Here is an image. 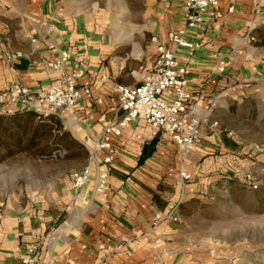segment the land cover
Instances as JSON below:
<instances>
[{
    "label": "crops",
    "instance_id": "obj_1",
    "mask_svg": "<svg viewBox=\"0 0 264 264\" xmlns=\"http://www.w3.org/2000/svg\"><path fill=\"white\" fill-rule=\"evenodd\" d=\"M185 2L150 0L148 25L139 29V38L127 49L129 42L95 28L84 16L66 9L61 0H0V93L17 82L35 91L48 89L66 74L82 69L77 84H89L92 96L83 97L72 108L50 110L88 152L105 126L126 113L116 86L139 84L156 59L160 42L175 49L187 66V88L197 107L214 103L200 127L202 142L191 150L144 119L125 126L113 138L117 151L111 188L104 194L94 192L96 170L103 165L99 154L83 195H77L71 173L83 169L87 158L82 167L59 174L51 190L27 198L16 209L6 203L0 208V264H22L32 243L38 245L36 264H144L143 254L156 252L158 245L167 247L172 222L154 225L153 218L188 200L198 189L199 172L221 169V162L205 169L204 157L211 150L230 146L229 134H221L211 117L237 80L238 52L241 58L248 57L255 41L250 36L264 25V0H237L234 13L188 31L187 39L200 43L199 47H177L168 33L185 26ZM63 50L70 53L66 66L52 68L49 63ZM17 52L21 55L7 59ZM7 109L23 106L6 102L1 110ZM181 171L192 174L185 185Z\"/></svg>",
    "mask_w": 264,
    "mask_h": 264
},
{
    "label": "rangeland",
    "instance_id": "obj_2",
    "mask_svg": "<svg viewBox=\"0 0 264 264\" xmlns=\"http://www.w3.org/2000/svg\"><path fill=\"white\" fill-rule=\"evenodd\" d=\"M74 14L97 29L113 32L130 47L150 19V0H61ZM264 25L248 57L237 54V80L213 112L221 134H229V149L207 154L198 189L178 207L166 246L151 249L144 264H264ZM240 50V44H238ZM215 146V145H214ZM213 146V147H214ZM216 147V146H215ZM88 156L17 152L0 160V208L15 209L29 197L51 190L59 174L82 167ZM214 159V160H213ZM86 161V163H87ZM85 163V164H86ZM85 167V166H84ZM81 170V169H80ZM252 175L257 188L246 176ZM2 204V205H1ZM160 243V242H158ZM146 261V262H145Z\"/></svg>",
    "mask_w": 264,
    "mask_h": 264
},
{
    "label": "built area",
    "instance_id": "obj_3",
    "mask_svg": "<svg viewBox=\"0 0 264 264\" xmlns=\"http://www.w3.org/2000/svg\"><path fill=\"white\" fill-rule=\"evenodd\" d=\"M224 3L226 6L224 7ZM237 0H186V24L177 30L168 33V38L177 47H186L191 50L200 46V43L187 39L191 29H200L208 20L224 19L235 12ZM251 30H249L250 32ZM157 41V37H153ZM250 39L255 40L251 35ZM157 57L145 71L142 81L137 85L116 86L118 101L125 110L124 117L116 122L108 123L103 135L96 140L89 149L88 161L81 170L71 173V180L77 195L84 193V187L91 180L92 163L101 154L103 165L98 167L94 177V192L104 194L111 188L110 173L116 154L113 138L122 133L130 122L144 119L152 127L168 134L185 150H191L201 144L200 127L203 118L208 114L214 103L198 108L195 96L187 88V66L182 63L176 50L165 43H159ZM21 55L17 52L7 56L8 60ZM70 58L68 50H63L49 63L54 69H63ZM222 69V68H221ZM84 74L82 69L64 76L61 83L54 84L48 89L33 90L22 83H14L7 91L0 93V113H11L12 109L1 110L6 102L19 103L23 109L37 110L47 116L50 108L74 107L83 97H91L92 87L89 84L79 86L77 80ZM213 124H217L215 121ZM180 181L185 185L192 174L181 171ZM246 181L252 188L258 184L252 180V175L246 176ZM179 204L173 206L166 213H157L153 218L154 225L164 220L177 221ZM37 243L28 246L22 264L37 263Z\"/></svg>",
    "mask_w": 264,
    "mask_h": 264
},
{
    "label": "trees",
    "instance_id": "obj_4",
    "mask_svg": "<svg viewBox=\"0 0 264 264\" xmlns=\"http://www.w3.org/2000/svg\"><path fill=\"white\" fill-rule=\"evenodd\" d=\"M35 148H39L41 154L70 155L77 150L89 155L86 147L63 127L53 113L43 116L31 109L0 113V160Z\"/></svg>",
    "mask_w": 264,
    "mask_h": 264
}]
</instances>
